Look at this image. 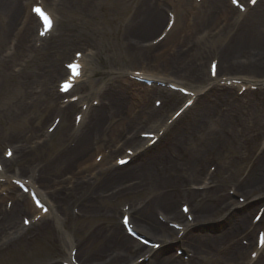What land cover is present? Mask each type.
<instances>
[{
	"label": "rangeland",
	"instance_id": "obj_1",
	"mask_svg": "<svg viewBox=\"0 0 264 264\" xmlns=\"http://www.w3.org/2000/svg\"><path fill=\"white\" fill-rule=\"evenodd\" d=\"M34 1L35 0H16L15 6H17V8L14 14H7L6 12L0 14V78L2 77L3 80V87L0 88V154L7 146L15 145L14 147H21L23 135L29 133L33 134L36 132L38 135L40 134L42 136L43 132H45L44 126L50 123V121L56 115L55 107H49L45 109L47 104L46 101L48 99L46 93L48 89H51V87H53V90L56 89L59 80L57 75L52 77V72H49L50 67H64L65 61L70 58L76 49L86 48L87 44L92 45L94 51L92 62L97 69L95 76H93L96 84H99L100 82L106 83L109 80L120 77L121 75L119 71H125L128 68L130 69L144 65L141 63L142 59L132 58L131 56L129 57L127 55L128 52L126 51V43L128 42L129 38H135L138 40L140 39L135 37L136 34L133 32V34H130L131 31L128 30L127 26L130 25L137 7H139L143 0H89L92 6L97 7H93V9L89 10V12H84L81 10V8L77 9V6L75 4L73 5L70 0H62L64 2L63 5L59 6H57L58 4H54L53 0H46L49 5L54 7L58 15V31L55 37L65 33V36L68 39L71 38L74 40L76 33H78L81 27H84V31L87 32L85 37L78 35L76 36V39H80L79 41H74L72 44H70V40L65 41L67 45L63 44V46L58 48H56L55 44H52L51 49V45H49L45 53H42L40 50H33L29 53L28 47L22 49V47H17L15 45L13 48H11L10 43L12 39L15 41V44L17 39L19 40L20 32L18 27L21 25L20 23L22 20L23 11H26V8H29L31 3ZM172 1L156 0V3L154 1V7H157L158 5L159 7H167L169 3L170 5H173L172 7L178 14V23L169 36L170 38L168 41H166L162 48H160V51L156 53L154 50V55L156 58L153 57L155 59V63L152 64L153 66L151 69L159 75H172L174 74L173 71L175 69L182 71L183 67L179 69H170L171 65L176 60H179L178 62L183 63L185 65L184 67H186V70L181 75L183 78L182 80L192 82L190 78L195 75V72H198L199 75L202 76L199 84H203L208 78L207 70L210 61L215 57V55H218V52L224 50V45L230 46L231 40L225 44L227 37L237 34L239 32V28L241 31L243 30V32L240 34L247 35V29L253 28L255 26V24H253L251 21H255L253 18L255 17L257 8L251 15L249 14L250 17H248V20L244 24L243 21L247 17L244 16L237 20V10H234V12L229 9L227 15H225L224 11L218 13V21L211 25L208 29H203L199 23L202 20V15L207 11V5H203V2L198 3L196 0ZM225 1L229 3V0ZM259 5L260 4L257 6L258 9ZM76 10L78 11L75 12ZM190 13L192 14L190 15ZM190 17H192L191 22L189 21ZM237 22L240 23L237 24ZM213 32H215L216 35H212ZM244 37L245 35H243L241 38ZM230 39H232V37ZM141 41L145 42L146 39ZM138 46L140 45L134 44L133 48L135 50H139V52L142 49H145L144 47L138 49ZM176 55H178V57ZM111 57H113L112 63L109 61ZM17 68L18 70H16ZM201 68L202 70L204 69L206 73H201ZM121 77L125 78L124 75ZM118 82L123 85V79L119 80ZM222 88L225 87H218L217 89L219 90L215 91V95L213 96H203V101L206 102L207 105L215 106L217 112L219 111V114L223 112L224 115H229V120L232 119L236 124H238L237 136L239 137L240 142L244 143L246 147L241 149L242 155L239 151L235 152L234 162L231 163V166L233 169H235L239 164L241 169L242 165L244 164L243 160L249 159L252 155L253 142L257 143L258 140L260 141V136L262 139L264 131V117L261 123L256 124L255 131L252 130L251 132L249 130V125L251 121L255 120V116L258 111L257 105L261 102L259 99H264V94L259 93L260 95L258 99H242L240 96H236V94L240 92L236 88L228 89L226 93H223L224 91H222ZM134 89L130 93L133 103L129 104V109H127L125 115L134 117L140 113L143 116L148 115V118H150L152 115L149 113V110L154 104V89L145 90L141 87H137L135 90ZM44 92L46 93L44 94ZM166 92L167 91H165L164 95ZM128 93L129 91L125 93L126 97ZM164 95L162 97H164ZM92 97L95 98L93 95ZM212 100L213 103H211ZM124 101L130 100L126 99ZM181 101L182 99L178 100V98H175V101L168 104L165 109L161 110V117L163 118V116L172 113V109L174 107H178ZM75 112V109L71 111V121L68 123L65 121L64 125L59 127L58 131L53 136L52 141L40 146L33 158L26 159L24 162L20 157L19 159L10 163L9 165L12 166V169L20 168L23 170V174L29 173L30 168L37 170L40 165H43V162L51 161L52 157L62 151L66 145L69 147L71 143L69 140L67 142L61 139V135H64V133L67 131L65 129L66 127H70L71 123L73 122ZM193 112L194 111L192 110L188 114H185L183 116L184 119L180 121V123L185 119L189 121ZM67 118L68 114L65 116V119ZM106 119L107 118H103L101 120L99 124L101 125L99 130L106 123ZM133 123L136 124L133 125ZM180 123H178L174 129ZM122 125L123 123H121V121L117 124L112 123L107 131V139L110 140L112 137L117 138L119 136L118 130H120ZM146 125L147 123L143 122V119L139 121H132L127 126V132H120L123 134L121 138L125 137L128 132L134 131L135 129L136 132L140 134V132L146 128ZM259 130L260 133H258ZM181 131L184 133V135H187L192 130L187 129V131H185L181 129ZM233 132L236 134L235 128ZM15 134H19L20 138L14 140L12 135ZM90 136L91 134H89V138ZM117 140L118 139H116L113 143H110L108 145L109 148L105 146V142L92 148V142L89 140V145L92 149L90 150L88 157L77 162L73 168L65 169L62 167H57L56 169H46V174L48 177L46 178L47 183L44 184L47 191H53V197L60 206V212L64 216L62 225H55L54 221L48 219L47 222H45L48 225L43 226L42 222L38 226L28 230L22 236V238L18 239V241H14V243L11 245L12 249L8 248L7 250L0 253V264L54 263L58 259L68 255L70 250L68 245L69 235L72 236L74 240L81 246V242L86 243L85 239H87L88 236L93 235L86 248L84 245V250L87 255L84 257V259L90 263L98 261L95 255L96 251L98 255H106L112 251V249H110L111 246L106 247V245L104 247L105 249L100 251V248L98 247L99 244L101 245V243L104 244L106 242H101V240H98V237L101 235L100 232L104 231L102 228L98 229V227L114 226L113 223L116 222V216L119 218L120 210L125 203H129L131 205H142L149 200H153V197L156 194L152 191V189H146L145 186H141V189L134 186L130 188H124L123 192L118 197L110 196L107 193H103L98 196V193L101 191H106L109 189L107 188L99 190L101 188L100 183L112 172L111 166L115 164V156L123 150V147H119V144H117L119 148L114 146ZM30 142L31 140L23 142V146L27 147ZM169 142L170 144L167 145V151H171L170 153L173 154L168 158V160H170L168 166L171 169L169 173V179L172 182L173 187L176 184L181 186L184 181L189 183L190 179L187 177L188 173L181 166H184L191 159L193 144L190 146L181 144L176 147L175 141L173 142L174 145H172L171 141H167L166 143ZM215 148L217 149L218 146ZM157 150L155 151V154H157ZM100 151L107 152L106 158L102 163L104 164L102 167L103 171H101V168L95 171L94 161L96 159V155H98ZM232 152L233 149H229L227 154L225 151L220 154V157L222 158L219 165V167H221L220 173L217 175L219 167L217 171L213 172L214 176L212 177V181L214 180V185L211 190L215 189V183H219V181L223 179L225 172V169L223 170L225 163L224 161L225 158ZM259 152L260 150H258L257 154L253 157V160L259 154ZM149 154L150 153H148V155ZM141 160L142 159H139L136 163H133L127 167L132 168V166L139 164ZM193 162H195V156H193ZM164 164L167 165L165 162ZM122 170L123 169L119 171ZM92 171H95V173L91 177L87 178ZM100 171L101 173H99ZM139 177H141V175L125 177L121 181L124 182V185L127 184V186H132L135 183H141V178L139 180L136 179ZM233 177H235L236 180L231 182L237 183L240 180L236 174H234ZM78 182H87L90 184V187H87L84 189V191L74 190L72 191L69 198L64 197L63 194L67 195L66 191H70L71 188ZM262 184H264L263 181ZM223 185L226 186V183H223ZM75 188L81 189V187ZM172 188H168L167 193L169 192V189ZM186 188L191 190L189 185H187ZM116 190H113L112 192H115ZM225 190L226 187L222 189L220 188L219 192L221 194L219 197H221L223 194H226ZM217 191V189L216 191L214 190V192L211 193V197H215V193ZM93 194L95 195L96 199H99L96 201V209H87L80 205V203H82L85 198H91ZM183 200L190 201L187 198L178 199L177 197L175 201V207L178 212L181 211L180 203ZM4 201L5 200H1L0 204L3 203L4 205ZM151 202L152 204H155V201ZM161 207H154L152 214L156 215V209L164 210L163 207ZM255 209L256 207L253 209V211H255ZM74 210H77L78 213L76 214V211ZM253 211H250V216L252 215ZM213 212L214 216L215 210ZM27 213L29 212L18 211V213L13 214L14 220L18 223L21 219V216ZM73 216H75V218ZM71 217L72 219H70ZM211 226L214 227L209 229L208 227ZM227 228V222L224 220H219L216 222L211 221V223L207 222V224L198 225L195 228V232L201 235L202 233L204 235H213L220 233ZM96 229L100 230L99 235L96 234ZM256 234L257 231L255 232V241ZM114 247L115 246H113V248ZM174 252L175 248L170 246L165 250V252L158 254V257L164 255L167 256ZM247 254L245 257L247 260L245 259L244 261L243 258H240L238 259L237 264H247ZM214 262L215 260H212L209 262V264ZM108 264L119 263L115 261ZM259 264H264V262Z\"/></svg>",
	"mask_w": 264,
	"mask_h": 264
},
{
	"label": "bare ground",
	"instance_id": "obj_2",
	"mask_svg": "<svg viewBox=\"0 0 264 264\" xmlns=\"http://www.w3.org/2000/svg\"><path fill=\"white\" fill-rule=\"evenodd\" d=\"M15 1L16 0H0V14L3 12H6L7 14H14L17 8V6H15ZM70 1L73 5L75 4L77 6V9H80V5H82L86 10L88 9V2L80 3L79 0ZM154 1L156 3V0H143L139 7H137L130 25L127 26L128 30L131 31L130 34H136L135 37H138L141 40L146 39V41L143 42L140 39L138 40L135 38H129L128 42L126 43V51L128 52L127 55L129 57L131 56L132 58L142 59L141 63L144 64L145 67L149 68L152 64L155 63L153 62L155 61L153 56L156 58V56L154 55V50L156 51V53H158L165 42H160V44L156 46L151 45L148 48L146 47V49L150 50L151 52L144 49L139 52V50H135L133 46L134 44L141 46V44L143 45L150 42L151 40L155 39L159 35V33L163 32L165 28L164 26H167V17L163 12L159 10L162 9L159 7V5L157 7H154ZM204 2L205 5H207V11L202 15V20L199 24L201 28L208 29L211 25L218 21V13L224 11L225 15H227L230 8L229 6H227L225 0H204ZM255 9L256 8L252 10L250 15L254 12ZM77 11L78 10H76L75 12ZM250 15L247 16V18L243 21V24L248 20V17H250ZM254 19L255 21L251 22L255 24V26L253 28L247 29V35L240 34L243 32V30L241 31V29L239 28V32L234 35L235 37L232 35L227 37V41H225V44L226 42L231 40L230 46L224 45V50L219 49L221 51L218 52L217 55V57L219 58L217 76L216 80H213V78H211L209 74V82H211L210 85L218 81L220 82V80L222 81L223 79L220 78H223L225 76H228V79H243L244 83L247 82L249 84L264 82V6H259V9L257 8V12L255 13V17L253 18V20ZM78 33L81 36H85L86 33L84 31V27H81ZM243 35H245V37L241 38ZM231 37L232 39H230ZM176 56L178 57V55ZM109 61L110 63H112L113 57H111ZM178 61L179 60H176L171 65L170 69H179L183 67L182 71L176 69L173 71V73L175 74L173 75V77L175 76L178 79H182L180 75L186 70V67H184L185 65L183 63H179ZM82 62L84 63V74L81 77V80L82 78H90V76L96 71V68L93 66V63L91 62L90 56L88 54L83 55ZM145 63H147V66ZM146 69L147 68H145V70L137 68V70L135 69L134 71H139L140 74L143 73V75L150 76V78H153L157 82H165V80L169 81V78H173L170 76H161L165 79L164 80L159 77L160 75H154L153 72L151 73L150 70H148L147 72ZM204 72L205 70H202L201 68V73ZM57 73H64L63 75H65L68 72L66 69L64 70L60 68L59 70L57 69ZM130 74H133V72H131ZM201 77L202 76H200L198 72H195V75L190 79L194 83H199L201 81ZM134 81H131V84L137 82ZM204 88L206 87L196 89L198 91L195 92L199 93ZM131 90H133L132 86L131 88L121 86L117 89L106 88L103 86L98 91L101 102L98 107L91 108V110H93V113L91 114L89 122L90 131H87L86 133L82 132L80 134L81 139L77 140L76 144L72 147L71 150L65 152L64 150H62L59 153L55 154L52 157L51 161L43 162V165L39 168V170H41V182L43 181L44 183H46L47 181L46 178L48 176L46 174V169H56L57 167L71 169L77 162L88 157V154L92 149L89 145V140L90 142H92L93 131H95V129L98 130L100 137L107 136L108 134V132H103V127H101V129L99 130L101 126L99 124L101 120L106 117V112H109L114 116V123L116 124L121 121V123H126L128 126V124L132 121H139L143 119L144 116L140 113H138L134 117L125 115V112L127 111V109H129V104L133 103V101L131 100L130 92L127 94V97L125 93ZM208 95H211V93H209ZM251 98L256 99L257 96L253 95ZM126 99H129L131 102L124 101ZM51 101L53 105L54 99L52 95ZM103 101L107 102V105H105ZM195 104L196 107L194 108V112L190 117V120L188 121L185 119L175 129L174 127L178 122H175L176 124L174 123V126H172L173 124L170 127L168 126V132L169 130L170 132L169 135L167 134L168 139H165V141L169 139H172L173 141L174 139V141L176 142V147L181 144H185L186 146H190L193 144L191 159L184 166H181L188 173L187 177L190 179L189 183L187 181H184V183L181 185L182 187L178 184L173 187V184L169 179V173L171 169L168 166V163L170 161L168 160V158L170 154L167 151L168 146L165 141H163L162 147L161 149H159L157 154H153L146 160L133 166L131 169L127 168L124 169L123 172L118 173L117 171L115 173L109 174V176L103 179L100 183V189L109 188L106 190V192L109 193L114 188H119L124 185V182L121 181L123 178L141 175V177L136 178L137 180L141 178L139 187L145 186L146 189H152V191L156 194L153 197V200H149L138 210L135 209V211H133L136 212L137 220L140 223L137 224V229L154 236L157 240H160L164 244H166L170 240H176L180 245H183L185 248H187L188 251L194 252V257L190 258L188 261H183L181 257L175 254L167 257L157 258V252L153 253L154 251L151 248L140 244L131 236L125 235V233L123 232L124 229L117 225V232L112 234V231L109 230L105 234L98 237V240H101V242H106L104 244L101 243V250L105 249V245L106 247H110L112 245L119 247L118 254L120 255L118 256L119 258L117 262L134 264L135 262H137L136 259H138L139 257H147L149 259L145 260L146 263L144 262L142 264H201V262H199V258L207 262L215 260L214 263L216 264H237L238 259L244 256V246H242L240 243V245H237L234 248L228 247V251L224 253H222L220 250L227 243L228 238V244H230L239 236V231L242 232V230L246 228L252 229V225L249 224L247 216L243 217L242 219L235 218L230 229L224 233L213 235H195L192 233L189 234V231L195 224L213 221L214 219L221 218L226 214L229 205L234 202H230L231 199L227 193L219 197V195L221 194L219 190L220 188L222 189L229 186V183L235 185L236 189L240 190V193L248 198H251L255 194L264 191V184H262V181L264 183V153L253 164L251 171L247 173L246 178L243 181H241L240 179L237 183L231 182L233 180H236V178L233 177L234 174H236L238 177H241L239 176V164L235 169H233V167L231 166V163L234 162V154L235 152L239 151L242 155L241 149L246 147L244 143L240 142L239 137L237 136L238 124H236L232 119L229 120V115L219 114V111L217 112L215 106L207 105L206 102L203 101V99H198ZM257 108L258 111L256 114V123H260L262 117L264 116V101H261L260 104L257 105ZM69 120L70 119L68 118L66 119L67 123L69 122ZM167 122L160 123L157 132H160L164 127H166L168 125ZM134 124L136 123H133V125ZM234 128L236 134H234L233 132ZM65 129L67 131L64 133V135H61V139L66 141V139H68L69 137L68 130L70 129V127H66ZM181 129L185 131H187V129L192 131L189 134L184 135ZM149 132L155 133V130L145 131L144 133ZM89 134H91L90 138ZM12 136L14 140L20 138L19 134H15ZM132 140L133 141L129 144L134 143V145H136L138 143V145L135 146V151L140 150L145 146L146 143L150 141L149 139H144L143 141H141L137 137ZM105 143H109V141H106ZM216 146H218L217 149L215 148ZM255 146L256 144L254 145L253 149L255 148ZM229 149H233V152L225 158L223 167V170L225 169L224 176L223 179L219 181V183H215L214 190H218L215 193V197H211V193L214 192V190L205 192L197 191L196 193L186 188L187 185H199L200 187H202L201 185H203L204 187L208 186V179L205 177L207 173L205 171V168L207 163L209 164L208 161H210V159H212V161H215V158L221 161L222 158L220 157V154L225 150L229 151ZM31 152L23 150L22 157L32 155ZM193 156H195V162H193ZM15 157L17 156L14 153V156L12 157L13 160L15 159ZM164 162L167 163V165L164 164ZM220 168L221 167H219L217 175H219L220 173ZM15 176L16 175L14 174L6 172L0 175V177H8V179H13L15 178ZM30 181L31 183L35 181L34 176ZM223 183H226V186H224ZM168 188L172 189H169V192L167 193ZM1 189L2 191H8L5 185H2ZM42 195L46 199V196L43 192ZM198 196L202 197V200L200 202L194 201V199ZM27 197L29 199V196ZM177 197L178 199L189 198L192 204H194L192 213L195 214V217L192 223L188 218H185L183 214H177L175 207V201ZM30 201V199L29 201H27L28 205L33 208L32 211L36 212L37 210L35 206H32ZM46 201L48 200L46 199ZM151 201H155V204H152ZM91 203L92 201H90L86 205L90 206ZM156 206L163 207V209L165 210H163L165 212L164 218L167 220V222H178L184 227L185 233L182 237L178 236L179 231H176L171 227L169 228L167 225L160 222L158 218H155L153 216L152 210ZM19 207L20 205L18 204L17 200H15L11 212H13L14 214V212L17 211L16 209H19ZM214 210L215 215L213 216ZM13 214L8 218V221L11 222L10 219H14ZM8 215L9 214H7L6 216ZM262 220L260 221V225L258 226H261V224L264 225ZM141 224H144L145 226ZM21 228L23 229V227ZM253 231L254 230H250L248 233L250 242L254 237ZM72 242L73 241H71V243ZM88 244L89 242L86 244V246ZM130 248H132L133 250L132 253ZM82 256L83 255L81 253V257ZM135 256L138 258H135Z\"/></svg>",
	"mask_w": 264,
	"mask_h": 264
},
{
	"label": "snow or ice",
	"instance_id": "obj_3",
	"mask_svg": "<svg viewBox=\"0 0 264 264\" xmlns=\"http://www.w3.org/2000/svg\"><path fill=\"white\" fill-rule=\"evenodd\" d=\"M234 2H236V0H234ZM37 12H39L42 16L44 15L43 12H41L40 9H36ZM45 19L47 20L48 18L45 17ZM50 23V22H49ZM25 223H28V221H25Z\"/></svg>",
	"mask_w": 264,
	"mask_h": 264
}]
</instances>
